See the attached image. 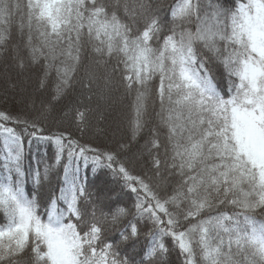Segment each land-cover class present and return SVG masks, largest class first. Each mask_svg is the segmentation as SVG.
Listing matches in <instances>:
<instances>
[{"label":"snow or ice","instance_id":"snow-or-ice-1","mask_svg":"<svg viewBox=\"0 0 264 264\" xmlns=\"http://www.w3.org/2000/svg\"><path fill=\"white\" fill-rule=\"evenodd\" d=\"M0 104V264H264V0H0Z\"/></svg>","mask_w":264,"mask_h":264},{"label":"trees","instance_id":"trees-1","mask_svg":"<svg viewBox=\"0 0 264 264\" xmlns=\"http://www.w3.org/2000/svg\"><path fill=\"white\" fill-rule=\"evenodd\" d=\"M0 107H5V105H3V104H0ZM57 115H58V113H57ZM52 127H54V125H52ZM111 131V130H110ZM92 133L90 132L89 133V137H92ZM101 179H103V175L101 176Z\"/></svg>","mask_w":264,"mask_h":264}]
</instances>
